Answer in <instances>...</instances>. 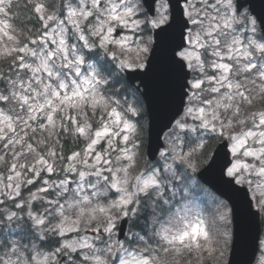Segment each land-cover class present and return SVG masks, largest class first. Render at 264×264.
I'll return each instance as SVG.
<instances>
[{"label": "rangeland", "instance_id": "374dc122", "mask_svg": "<svg viewBox=\"0 0 264 264\" xmlns=\"http://www.w3.org/2000/svg\"><path fill=\"white\" fill-rule=\"evenodd\" d=\"M5 3L0 0V60L13 55L18 65L11 73L10 93L9 89L0 92V103L11 99L15 103L11 111L0 108V199L6 203L0 224L19 219L28 221L38 235L49 231L61 236L64 241L59 251H65L61 257H73L71 264H159L144 253L147 240L137 233L129 234L135 243L130 248L118 242L117 226L123 217H129L131 208L132 214L137 212V197L156 187H168L172 194L175 173H192L202 139L197 138V147L190 148L193 142L184 144L182 140L186 131H207L228 139L236 157L228 175L248 186L264 209V195L259 200L253 191L264 186V103L238 112V100L241 98L244 105L252 98L250 85L238 82V75L257 70L264 82V66L257 59L264 58V40L249 12L237 13L235 0H189L184 5L191 28L187 47L179 55L190 70H196L198 78L190 82L187 105L174 131L164 136L166 147L160 158L170 177L166 176L167 183L159 178L160 167L150 172L138 168L141 145L135 142L136 125L127 117L138 113L132 99L109 101L101 93L104 80L99 67L84 58L85 51L98 44L118 60L122 70L143 68L150 49L149 37L142 34L143 25L165 23L166 4L159 3L155 19L142 16L138 20L132 19L138 11L139 4L134 5L137 0H77L62 14L54 4L50 6L51 0H36L42 32L37 39L38 31L31 33L28 46L18 47L4 22ZM115 25L123 29L118 36ZM223 40L228 45L221 50ZM259 87L263 89L261 84ZM67 112L85 122L97 119L101 125L97 129L85 127L86 148L60 161L55 128L59 114L63 119ZM195 186L192 180L185 190ZM196 189L210 204L224 210L216 219L213 240L218 247L216 258L224 260L230 243L227 207L220 204V208L212 194ZM109 191L113 197L107 196ZM177 193L182 190L177 188ZM191 202V210L185 201L177 202L164 220H170L169 225L161 224L157 232L182 246L198 244L208 231L199 207L192 200L189 205ZM90 229L96 234L88 235ZM100 229L102 234L98 235ZM25 249H18L11 238L0 237V264H60L57 255L36 252L29 257ZM184 250L177 249L174 254ZM258 257L255 264H264V234Z\"/></svg>", "mask_w": 264, "mask_h": 264}, {"label": "water", "instance_id": "95a60500", "mask_svg": "<svg viewBox=\"0 0 264 264\" xmlns=\"http://www.w3.org/2000/svg\"><path fill=\"white\" fill-rule=\"evenodd\" d=\"M144 2L153 13L154 0ZM171 5V24L156 32L147 69L142 73H127L132 84L138 81L143 88L142 96L150 117L147 153L151 161L156 160L164 147V133L183 112L190 75L185 63L177 57V52L186 45L185 35L189 24L182 18L180 2H171ZM247 6L258 20L264 35V0H237L239 11ZM229 165L227 147L220 145L210 164L199 172L198 178L232 205L234 242L229 264H253L258 252L260 222L258 214L253 211L248 192L225 177ZM126 228L127 220H124L120 227V239Z\"/></svg>", "mask_w": 264, "mask_h": 264}, {"label": "trees", "instance_id": "16d2710c", "mask_svg": "<svg viewBox=\"0 0 264 264\" xmlns=\"http://www.w3.org/2000/svg\"><path fill=\"white\" fill-rule=\"evenodd\" d=\"M12 22L11 26L15 28V30H21L22 33L28 35V32H34L32 30L37 29V20L36 16L32 15L30 10H22L18 9L16 12H12ZM6 63L0 64V67L5 66ZM123 81V78L120 80ZM139 102L141 105V112H140V119L143 120V127L142 131L145 132V136L141 135V141L143 144V148H146L147 142V114L144 108V105L139 98ZM187 140L191 141L190 135L186 134ZM81 140V138H79ZM217 141V140H216ZM214 139L209 138L205 146L195 154V166L196 168H200L209 161L211 154L214 150V146L217 143ZM59 143L60 147H57L58 150H62L64 156H68L70 152L75 151L78 149V136L73 135L70 131H66L64 135H59ZM202 158V159H201ZM144 167L147 168L150 166V163L144 158ZM194 178V173L190 174L188 171L184 172L182 176H180L179 180L182 183H188ZM199 184V183H197ZM202 187V186H201ZM190 196L194 195L192 190L189 192ZM190 198V197H189ZM140 201V208L139 211L132 215L130 219V232L141 233L145 236L148 241L149 245L144 247V252L153 258L160 264L164 262L165 258L159 256V254H165L164 247L159 244L160 238L156 237L154 233L157 230L159 224L167 217L169 210L168 206L170 205L172 198L169 196L168 190H163L162 193L158 194H148L146 196H141L139 198ZM23 220H19L18 222H14L13 224L9 225V236L15 240L16 245L20 248L26 246L25 251H28L27 254H33L34 251H37L40 254H51L55 251V249L59 246L60 238L56 237L55 235H49L46 233L44 235L45 238H41L35 231L31 230L28 221L26 223H22ZM7 222L0 227V237L4 234V229ZM156 238L158 240H156ZM22 245V247H21ZM153 258V260H154ZM181 258V257H180ZM180 258H172L171 260L177 262V264H183V261ZM154 260V262H156ZM212 258L206 257L205 262L203 264H211ZM185 264V263H184Z\"/></svg>", "mask_w": 264, "mask_h": 264}]
</instances>
